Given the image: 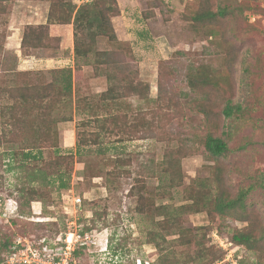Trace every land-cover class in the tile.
Returning a JSON list of instances; mask_svg holds the SVG:
<instances>
[{"label":"rangeland","instance_id":"1","mask_svg":"<svg viewBox=\"0 0 264 264\" xmlns=\"http://www.w3.org/2000/svg\"><path fill=\"white\" fill-rule=\"evenodd\" d=\"M73 1L80 6L88 0ZM220 1L231 7L238 4L242 12L212 23L194 20L206 8L216 11ZM234 1L117 0L120 14L112 23L119 42L99 37L95 45L97 53H111L114 61L99 65L93 55L90 65L81 63L74 71V96L82 105L98 107L108 122L126 114L133 124L142 117V124L120 138L111 123L102 129L88 114H71L67 106L54 114L58 145L63 153H72L71 188L82 199L77 208L80 229L90 228L99 239L107 238L121 264H264V241L256 250L232 242L238 229L264 236V0ZM45 3L13 0L11 13L1 19L9 23L0 26V35L8 36L14 24L22 27V37L28 23L38 20L43 25ZM32 12L37 13L35 20L25 17ZM62 28L60 34L71 38L74 28ZM49 31L51 35V27ZM71 40L64 52L55 42L50 49L20 48L0 55V133L11 129L5 122L11 100L3 89L13 86L16 72L23 69L43 71L47 82L53 80L52 69H75ZM60 55L61 62L46 68L45 60L58 61ZM124 66L125 74L120 72ZM204 68L223 80L217 89H207L206 104L200 102L205 105L202 112L189 81ZM107 73L118 74L124 86L142 82L149 86L147 95L128 92L124 109L107 107L100 100L111 85ZM32 81L41 82L36 75ZM228 102L240 104L242 113L226 117ZM78 131L86 147L82 155L76 152ZM208 135H223L229 153L210 155L204 145ZM13 148L0 146L2 253L9 251L5 242L67 233L73 217V209L69 214L65 209L69 190L59 191L58 183L46 186L48 181L30 183L32 166L17 169L19 162L10 158ZM54 156L53 149H47L36 165L53 172ZM117 158L125 159L129 172L108 175ZM171 165L180 166L179 173H173ZM30 188L45 194L43 201L30 204L24 193ZM241 190H250L246 206L221 217L215 210L218 198L236 199ZM79 255L83 264L100 257L88 251Z\"/></svg>","mask_w":264,"mask_h":264},{"label":"trees","instance_id":"2","mask_svg":"<svg viewBox=\"0 0 264 264\" xmlns=\"http://www.w3.org/2000/svg\"><path fill=\"white\" fill-rule=\"evenodd\" d=\"M12 1L0 0V26H7L9 23L7 20L1 21V19L4 15L11 13L10 3ZM44 1L49 3L47 23L43 25H27L24 29L21 48L50 49L53 43H61L59 39L50 35V26L73 25L75 69L67 67L50 70L49 73L53 78L50 82L46 81L47 76L43 71L22 70L16 72L14 85L3 89V92L9 95L8 97L11 100L8 106V116H5L7 118L5 121L6 126H9L11 129L0 133V146L6 143L14 147L10 151V158L14 162H19L17 169L24 171L27 168L29 169V165L32 166V169L28 172L30 183H35L36 181L45 183L48 181L46 186L49 187L50 185L55 186L58 183L59 191H68L71 189L70 180L73 172L71 166L72 153H63L60 149L58 145L59 129L54 117L55 112L61 106H67L71 114H88L91 120L98 123L102 129H105L111 123L114 126L113 130L120 138L125 137L128 134L127 132L134 133L137 129V124H142L143 118L141 117L139 122L137 121L133 124L128 121L126 114H121L111 117L108 122L106 117L99 115L100 111H97L98 107L95 108L90 104L82 105L74 96V71L81 69V63L90 65L93 55L97 57L95 62L99 65H109L111 61H114L111 53H97L95 45L99 37H105L111 43L119 42L112 23V18L120 14L117 0H88L80 6L75 4L73 0ZM238 1L235 0L234 2L237 4ZM235 6L231 7V5L223 4L220 1L216 6V11L206 8L202 12H198L194 20L197 23L208 21L212 23L218 18L225 19L237 10L241 13L242 8L238 4ZM7 37L6 34L0 35V38H2L1 42H3V44L0 43V55L5 51ZM121 69L120 72L125 74V66L121 67ZM34 75L41 82H33L32 76ZM107 78L111 85L107 91L100 94V100L110 108L124 109L125 98L128 96V92L143 97L147 95L145 92L149 90V86L144 85L142 82L134 84L132 82L124 86L121 83V79L118 78V74L115 73H107ZM221 80H223V77L210 71L209 68L201 69L190 79L189 86L197 94L199 107L202 109V112H205V105H201L200 102L204 100L206 104L210 92L208 91L207 93V89H217L220 87ZM18 81H24V83L19 84ZM146 99H148L147 96ZM242 111L243 108L240 104L233 106L228 102L224 109V115L232 118L242 113ZM1 116L4 117L2 112ZM137 116L139 118L140 114ZM66 120H72V116L66 117ZM102 132L105 133L104 131ZM100 135H97L96 138L101 137ZM82 136L81 132L78 131L76 143L77 155H82L86 148L82 143ZM16 141L17 144H15ZM15 145L18 147H15ZM204 145L209 154L214 157L224 156L230 151L223 135L221 137L208 135ZM47 149H53L55 154L56 170L53 172L50 169L36 165L45 159ZM127 165L129 164L126 163L125 159H115L112 165L113 171H109L108 175L128 173L129 171L125 170ZM169 167H172L173 173H179L180 166L171 165ZM11 170H13V167H11ZM249 192L250 190H241L238 197L233 200L219 197L215 203V210L222 217L238 207H245ZM24 193L29 197L30 204L34 201H43L45 197V194L36 188L27 189ZM167 209L165 207L164 211ZM167 214H169V211ZM90 231H92L90 228L80 229L82 234ZM262 241H264V236L258 238L252 235L251 232L246 233L239 229L232 235V242L234 244L249 250H256ZM12 245L13 241L4 243V247L7 249H10ZM82 252L84 251L81 250L78 254Z\"/></svg>","mask_w":264,"mask_h":264},{"label":"built area","instance_id":"3","mask_svg":"<svg viewBox=\"0 0 264 264\" xmlns=\"http://www.w3.org/2000/svg\"><path fill=\"white\" fill-rule=\"evenodd\" d=\"M74 188L69 190L66 205V214L73 209V217L68 221L67 233L58 237L33 236L18 239L13 242L9 251L0 252V264H83L78 258V252L83 250L91 254H98L97 261L92 264H121L118 255L110 249L108 239H99L95 231L80 232V218L77 217V208L81 206L82 199L74 196ZM72 196V197H71ZM69 197V199H68ZM18 207H15L17 210ZM42 211L38 212L41 214ZM100 247V248H99Z\"/></svg>","mask_w":264,"mask_h":264},{"label":"crops","instance_id":"4","mask_svg":"<svg viewBox=\"0 0 264 264\" xmlns=\"http://www.w3.org/2000/svg\"><path fill=\"white\" fill-rule=\"evenodd\" d=\"M47 6V7H46ZM35 7V6H34ZM47 8V10H46ZM31 11H34V10H31ZM31 11H29L28 13H30ZM48 12H49V7H48V4L45 3V21L43 22V24H46L47 23V18H48ZM33 14H37V13H33L31 15H25V17L27 18H30V19H33L35 20V15ZM36 24H42L41 21L38 22V20H36L35 22H30L28 23L27 25H36ZM66 26H71L72 29H73V25H51V31H52V34L51 36L53 37H60L61 38V43H60V51L61 52H64L65 50V44L70 45V40H71V46H72V50H74V40H73V33L71 34V38H67L65 39L61 34L60 32L62 33V27H66ZM9 31L10 33L8 34V37H7V43L5 45V50L7 51H14V52H18L19 49L21 48V41H22V36H21V32L23 31L22 27H19L17 25H13V26H10L9 27ZM57 32V33H55ZM62 58V55L59 56V58H56L58 61H55L54 59H50V60H45V66L46 68H49L51 65H53L52 63H59L61 62ZM60 59V60H59ZM23 70H28V69H23Z\"/></svg>","mask_w":264,"mask_h":264}]
</instances>
